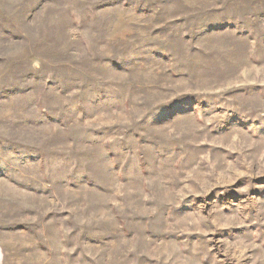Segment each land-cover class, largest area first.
Masks as SVG:
<instances>
[{"label": "rangeland", "instance_id": "rangeland-1", "mask_svg": "<svg viewBox=\"0 0 264 264\" xmlns=\"http://www.w3.org/2000/svg\"><path fill=\"white\" fill-rule=\"evenodd\" d=\"M0 264H264V0H0Z\"/></svg>", "mask_w": 264, "mask_h": 264}]
</instances>
